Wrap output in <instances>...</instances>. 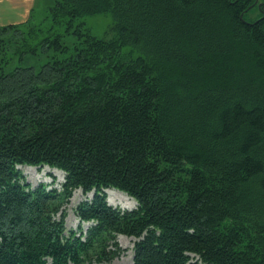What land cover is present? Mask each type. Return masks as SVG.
I'll list each match as a JSON object with an SVG mask.
<instances>
[{
    "label": "trees",
    "instance_id": "1",
    "mask_svg": "<svg viewBox=\"0 0 264 264\" xmlns=\"http://www.w3.org/2000/svg\"><path fill=\"white\" fill-rule=\"evenodd\" d=\"M260 1L248 21L255 0H55L0 25V264L110 263L121 234L132 264H264ZM106 12L110 37L80 20Z\"/></svg>",
    "mask_w": 264,
    "mask_h": 264
},
{
    "label": "rangeland",
    "instance_id": "2",
    "mask_svg": "<svg viewBox=\"0 0 264 264\" xmlns=\"http://www.w3.org/2000/svg\"><path fill=\"white\" fill-rule=\"evenodd\" d=\"M55 0H35L33 19L36 21L43 20L48 15V8L54 4ZM260 1V0H259ZM261 2V1H260ZM15 12L11 14V18L15 17ZM262 11L258 5L252 7L251 11L246 14V20L256 21L261 18ZM8 12L0 13V25L8 24ZM80 20L85 21L86 27H88L94 35L99 37H110L113 34L112 26L115 23L114 16L112 12H106L102 14L87 15ZM69 38L67 41L69 42ZM24 172L27 174L29 180L37 184L40 181L54 182L53 176L50 174L49 167H44L39 169L36 166H21ZM58 176L62 177L61 172L57 171ZM108 200L109 202L120 205L122 207H133L136 201L131 199L130 196L126 195L124 192L114 189L108 190ZM85 198V194L82 189H76L70 202L66 205L68 216L67 224L69 227H76L79 224V218L75 213V206L80 200ZM86 225V224H85ZM119 242L124 247V252L121 256L117 257L110 263L105 264H132L134 256V238L121 234L119 236Z\"/></svg>",
    "mask_w": 264,
    "mask_h": 264
},
{
    "label": "crops",
    "instance_id": "3",
    "mask_svg": "<svg viewBox=\"0 0 264 264\" xmlns=\"http://www.w3.org/2000/svg\"><path fill=\"white\" fill-rule=\"evenodd\" d=\"M34 4L35 0H0V13L8 12V20H10L8 24L23 22L30 17ZM13 12L16 14L15 17L11 18Z\"/></svg>",
    "mask_w": 264,
    "mask_h": 264
},
{
    "label": "water",
    "instance_id": "4",
    "mask_svg": "<svg viewBox=\"0 0 264 264\" xmlns=\"http://www.w3.org/2000/svg\"><path fill=\"white\" fill-rule=\"evenodd\" d=\"M258 5L260 9L262 8L263 3L260 2L259 0H255V2L250 6L252 8L253 6ZM245 12H243L242 16L244 15Z\"/></svg>",
    "mask_w": 264,
    "mask_h": 264
}]
</instances>
